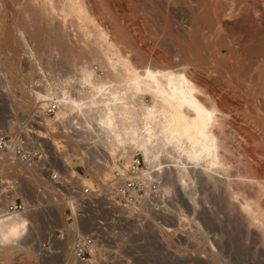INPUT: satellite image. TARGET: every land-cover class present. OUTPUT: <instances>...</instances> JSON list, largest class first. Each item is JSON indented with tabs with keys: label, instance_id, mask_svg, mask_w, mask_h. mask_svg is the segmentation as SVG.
Listing matches in <instances>:
<instances>
[{
	"label": "bare ground",
	"instance_id": "bare-ground-1",
	"mask_svg": "<svg viewBox=\"0 0 264 264\" xmlns=\"http://www.w3.org/2000/svg\"><path fill=\"white\" fill-rule=\"evenodd\" d=\"M6 1L0 0L2 7L7 5ZM8 2L11 11L14 7L16 12L15 14L11 12V15H16L12 21L16 41L13 46L17 47L15 50L25 54L26 50L31 48L36 54H41L40 57L44 56L41 57L42 59L39 57L38 60L42 61L40 64H45L40 66L50 69L47 73L53 72L55 70H51L53 67H60L56 68L60 73L63 67L69 72L67 75L62 72L61 75L65 76L59 77L60 73L58 75L55 71L54 74L57 72L58 78L53 73V77H50L57 84L59 82V86L55 84L58 87L45 88L42 92L38 91L34 94L32 92L33 96L30 95V98L33 97V100H30L40 102L44 108L50 102L58 105L59 109L55 111L56 122L50 124L49 129H54L57 125L59 127L68 125L65 127L67 130L65 139H68L66 140L68 143H71L69 139L71 136H78L77 140L80 138L81 141L89 142L86 143L92 146H90V151L104 149L105 152H103L110 158L122 155L132 160L131 158L135 155L129 151L141 153L147 168H141L133 176L139 177L146 184L155 178L158 180L156 172H161L162 165L168 162L174 166L178 180L182 182H180L181 186L186 190L189 183L192 182L193 185L198 180L197 176H195L196 181L194 178L191 180L189 174L197 172L199 174L197 183L200 182L201 186L208 185L213 193L216 192V195L221 194L228 217L236 215L240 221L239 225L244 226L246 241L250 238V229H254L257 242L260 246H264V100L257 98V95L260 97L261 94L264 99L263 87H259L263 90H259L260 94L257 92L258 83L264 82V68L260 65V68L256 67L255 71L259 73L262 71L256 82L252 79L253 74L252 78L249 77L252 79V81L249 80L252 82L251 85L257 83L255 85L257 91H254L253 87L254 90L252 89L250 96L249 92H245L248 89L243 90L246 85L247 88L249 85L246 84L242 88L238 75L227 70L223 65L225 60L222 64L221 49H219L223 47L230 51L233 48V45L228 42L227 45L225 44L226 34L224 35L223 28L230 26L229 29L233 31L238 29L237 34L232 31L234 49L237 48L240 52L247 49L248 52H246L249 53L247 60L250 64L258 61L263 63L264 55L259 54L262 51V38L264 37V14L260 12L261 10L253 9L251 13H248L249 11L245 13L246 10H243L245 14L242 13V0H22L21 3H16L20 6L13 4L12 1ZM258 8L260 9V6ZM140 9L144 14L140 12ZM144 10L154 14L146 15L147 12L145 13ZM147 23L150 24L151 29L153 28L152 31L148 32L150 28ZM202 24L204 27L205 25L209 27L214 24L219 25L218 28L215 27L217 29L215 44L219 48H216V51L212 50L211 52L215 51L214 54L210 55V58L207 57L209 63L211 61V73L209 67L205 69L199 62L187 60L188 57L183 55L182 47L186 44H182L179 39L181 36L183 40L186 39L192 43L197 34V27L203 26ZM146 25V30H148L144 32L142 29H145ZM72 27L74 30L71 29ZM41 30H44L43 38L39 37ZM170 31L175 33L176 36L172 35L174 38L170 36ZM165 43L169 45L167 47L169 51L172 49L169 54L173 57L166 56L168 51L164 50L165 55H163L164 51H157L160 45H165ZM248 44L250 47H247ZM186 49H188L187 46ZM34 70L37 71V69ZM38 73L35 74L38 76ZM244 75L242 79L246 78ZM66 85L69 87L66 88ZM27 103L24 102L25 106L21 108L29 109L33 106L28 108ZM244 105L245 107L247 105L248 111L245 110ZM42 118L46 119L45 116ZM230 128L235 129L234 133ZM236 132L239 138L237 142H234ZM58 144L56 141L53 144L55 149L58 148ZM77 157L79 158V155ZM90 157L88 155L80 157L82 163L87 164L86 167L91 173L90 179L82 180V177L77 175L70 166L67 167V173L79 178L86 185L100 178L98 174H94L98 177L93 178L92 173H96L101 168L104 173L105 161H102L96 154ZM7 159L0 158L1 171L5 173L10 171L16 178L30 186L35 196L39 193L48 195L44 201L46 204H37L32 209L25 207L22 212H9L7 209L9 204L5 199L4 203H1L0 259L12 264L15 251L13 252V248L6 246L20 245L30 225L40 222V213L43 209L58 211L62 203L59 199L58 201L53 199L57 195L56 191L55 196L52 195L54 189L49 182L43 181L38 176L34 171L36 169L25 167L19 162L11 163L10 159ZM188 164H191L193 168H188ZM157 169L159 171H156ZM103 173L99 172L100 175ZM105 176L110 175L105 173ZM159 177L162 176L159 175ZM37 186H42L44 190L38 192ZM159 188L161 189V186ZM170 189L164 184L162 191L167 194ZM40 194L36 198L41 199ZM189 199L191 204L197 207V201L193 197ZM66 206L74 209L73 202H67ZM169 209H171L170 206ZM58 215L60 221L58 220L56 225L60 227L64 235L62 244L70 249L71 240L76 234L66 223L64 214L58 213ZM174 221L176 222V219H173ZM95 255L94 258H97V254ZM72 256L75 258L74 253ZM94 258L91 261H94Z\"/></svg>",
	"mask_w": 264,
	"mask_h": 264
},
{
	"label": "rangeland",
	"instance_id": "rangeland-1",
	"mask_svg": "<svg viewBox=\"0 0 264 264\" xmlns=\"http://www.w3.org/2000/svg\"><path fill=\"white\" fill-rule=\"evenodd\" d=\"M7 1H10V2L12 1L13 4H16V3H21L22 0H20V1L17 0V2H16V0H7ZM7 1H6L7 5L6 6L4 5V7H2L3 5L0 3V7H2V8H0V136L6 135L10 139H13L16 137H25V138L30 137L31 138L30 142L33 143L31 145V147H36L38 145L41 146V149L44 150V154H47V156H49V158L51 160L50 163L52 165L53 170L58 171L60 173L65 172L67 175L72 177L71 173H67V167L70 166L71 169H73V171H75L77 173V175L82 177V180L87 179V178L90 179L91 177L89 175L91 173H89V170L86 167L87 164H85L86 162L82 163V159H80V157H84L87 155L90 157V156H94V154H96V156H98V155L102 156V154L103 155L105 154L104 149L101 151H99L100 149H98V150L95 149V150L90 151V148L92 146L90 144H88L89 142L86 141V142H88V143H86L85 140H82L83 141V143H82L81 139L79 138L77 140L78 136L75 137V135L71 136L70 138L68 137L69 139H71V141H70L71 143H68V141H66L68 139H65V138H67V130H65L66 129L65 127H68V125L67 126L66 125L61 126V127H59L57 125L58 128L56 127L54 129H49V127H50L49 125L56 122L55 114L53 116L46 117L47 121H46V119L42 118L41 126L37 127L35 125V124L40 125V123H38V122H40V120H38L36 118V116H37L38 110L40 109V107H43V105L38 101H32L33 97L32 98H30V97L33 95H31V94H32V92H33V94H34V92H38V91L42 92V90L45 88L58 87L59 82L57 84L56 82L53 81V79H51L50 76L53 77L54 72L55 71L58 72V70H59V69L57 70L56 68H60V67H55V68L53 67V69H51V70H54V69L55 70L53 72L49 71L51 73L49 75L48 74L49 72L47 73V71L50 69L46 68V66L43 68V66L45 64L44 65L40 64V63H42V61L38 60L40 57L39 55H41V54H36L35 51L32 50L31 48L26 50L27 52H25V54H24V52H23V54H21L22 53L21 51L15 50L17 47L13 46L14 43L16 44V41L14 39V37H15L14 32H13V28H14L13 26L14 25H12L13 24L12 21L16 17V15H13L16 12L14 11L15 10L14 7L12 9L13 12L11 11V6H10L11 4L9 5L10 7H8L9 2L7 3ZM250 2H251V4H249ZM256 4H258V5H256ZM260 4L264 6V1L263 0H260V1L242 0L241 12L244 13V11L246 10L245 13H247L248 11H249L248 13H251L254 9L256 11L261 10L260 12L261 13L263 12V14H264V7L261 6ZM140 5H141V3H140ZM17 6H20V4H18ZM247 6H249V7H247ZM258 6H260V9L258 8ZM256 7H257V9H256ZM11 12L13 13L12 15H11ZM140 12L142 13L141 9H140ZM141 13H139V14L140 15L144 14V13H142V14ZM145 13H146V15H148L149 13H151L152 15L154 14L153 12H148V11H145ZM142 16H144V15H142ZM250 16H252V14H250ZM130 24H128V25L130 27H132ZM147 24H149V23H147ZM118 26H120V25H118ZM148 26L151 29L150 24ZM218 26L219 25H217V24H214V26H212V28H210L209 26H206V25H205V27H204V25L201 27L198 26L197 32H196L197 34L195 35V37H194L195 39L192 41V43H190L189 41H186V39L183 40V38H181V36H180V38H179V36H177V38H179L181 40L182 44L183 43L186 44V45H182V47H183V50L185 51V52L183 51V55H186V57H188L187 60H191L192 62L194 61L196 63L199 62L205 69H207L209 67L210 73L212 72L211 71L212 65H211V61L209 63L208 58H210V55L214 54V52L216 51V48H219V46H217L215 44L216 43V32L215 31L217 30L216 28H218ZM141 27H143V25ZM146 27H147V25L144 27L145 29L141 28L142 31L146 30ZM202 27H204V29ZM229 27L223 28L225 30L224 35L226 34L225 35V41H226L225 44L227 45V42H228L230 45H233V48L231 49L232 51L231 50L229 51V50H227V48H223V47L219 48V49H221L220 59L222 61V64L224 62L223 60H225L223 65L227 68V70H230V71L234 72L236 75H238V78H239V81H240L242 88L246 84L249 85L248 88L246 85V87L243 88V90L245 91L246 89H248L245 92L246 93L249 92V95L251 96V94H252L251 91H252V89L254 90V88L256 87L255 85H257V83H253L254 84V85L252 84L253 86L250 83H252L251 82L252 79H255V82H256V79L262 74V71H261V73H259L258 71H255L256 67L257 66L259 67V65H260L261 68H264V64H263L264 62L262 63V61H258L255 64H252V63L250 64V62L247 60L248 59L247 55L249 54V53H247L248 52L247 49L243 52L242 51L240 52L237 48L234 49V45H235L234 44L235 42L233 41L234 33L236 32V34H237L238 29L237 30L235 29V31H233V30H231V28L229 29ZM71 29L74 30L73 27ZM71 29H70V31H71ZM150 29L149 30L147 29L148 32L152 31L153 28L151 30ZM227 30H229V31H227ZM198 31L200 34L198 33ZM43 32H44V30H41L39 32L40 38H43V35H44ZM72 33L74 34V32H72ZM169 34L171 37H173L175 35V33H173L172 31H170ZM231 36H233V37H231ZM177 38H175V39H177ZM196 38H197V40H196ZM185 41L189 42L190 44L189 43L187 44ZM262 41H261L262 42V47H261L262 49L261 50L263 52L260 50L261 52L259 54L264 55V50H263L264 49V44H263L264 43V37L262 38ZM193 42L195 44L199 43L200 45L198 44V46H197V44L195 45ZM211 44H213V45H211ZM214 44L216 45L215 47H214ZM165 45H166V47H165ZM165 45L164 44L160 45V48H158L159 50L157 49V51H160V50H161V52H163L164 50L166 52L168 51V53H167L168 55L166 54L165 51H164L165 53H163V55L166 54V56L168 57V56H170L169 53L171 52L172 49L169 48V49H171L169 51L167 48L169 45L167 43H165ZM209 45H211V46H209ZM186 46L188 49H186ZM207 46L210 48H208ZM248 46L250 47V44H248L247 47ZM214 49H215V51L211 52ZM13 51L14 52L16 51L18 53L17 54H16V52L13 53ZM238 51L240 52V54ZM161 52H159V53H161ZM173 55H175V54H173ZM205 55H206V57H205ZM166 56H164V57H166ZM41 57H44V56H41ZM41 57H40V59H42ZM46 57H47V55H46ZM170 57H173V56L171 55ZM24 58H26V59H24ZM54 58H56V57H54ZM234 61H236V62H234ZM248 62H249V64L247 65ZM34 65H36V66H34ZM40 65H43V66H40ZM34 69H37V71ZM61 69H62V67H61ZM64 69L65 68L63 67L61 73L63 72L66 75L69 74V72H67L68 69L67 68H66L67 70L66 69L64 70ZM252 69L254 70L253 72H252ZM32 70H33V72H32ZM63 70L66 72H64ZM261 70H263V69H261ZM6 71H7V73H6ZM34 72L36 74L38 72H40V74L38 73V76H37ZM241 72H244V73H241ZM248 72H249V75H248ZM4 73H5V75H4ZM56 73L54 74L55 77L57 74L59 75L60 72H58L57 74ZM61 73H60L59 77H62L63 74L61 75ZM252 74H253L254 78H252L253 77ZM58 75H57V78H58ZM242 75H244V77L246 76V78L242 79L243 78ZM255 75H257V76H255ZM63 76H65V75H63ZM249 77L252 79H249ZM243 80L245 82H247L249 80H251V81H249L248 83H245ZM55 84L58 86H56ZM263 84H264V82L258 83L257 88L263 87V89H264ZM68 87L69 86L66 85V88H68ZM249 87H250V89H249ZM257 90L255 88L254 91H257L260 94L261 92H259V90H261V89L259 88ZM254 91H253V93H254ZM261 91H263V90H261ZM26 96H27V98H26ZM260 97H261V99H260ZM260 97H259V95H257V98H259L258 100L263 101L264 99H262L261 94H260ZM24 99H25V101H24ZM30 99H32V100H30ZM26 100H28V101L30 100V101L28 102ZM31 101H32V104H30ZM24 102L25 103L28 102L26 104V105H28V108H29V106L31 107V105H33V106L29 109H23V108H21V106H25ZM38 103H40V105ZM244 107H245V105H244ZM245 108H246L245 110L248 111L247 105ZM46 122H48V123H46ZM47 124H48V126H47ZM61 130L63 132L66 131L65 132L66 134L63 133ZM230 130H231V128H230ZM28 131H33L34 136H31V134L28 133ZM233 131H235V129L231 130L232 133H234ZM61 134H63V135L61 136ZM69 135L70 134H68V136ZM54 136H55V138H54ZM56 136H57V138H56ZM42 137H47V138L43 139ZM238 138L239 137H238L237 132H236V138H235L236 140L233 138V141L237 142ZM55 141L57 142V144L59 143L57 146L58 147L57 149H55V146H53ZM79 141H81V142H79ZM68 144L70 146H68ZM73 145H76V146H73ZM82 146H84V147L82 148ZM82 149H84V150H82ZM75 150H76V152H75ZM129 152L132 155L138 156V158L143 161V168L142 169L147 168L145 165L144 157H143V155H141V153L132 152V151H129ZM80 154H82V156ZM78 155H79V158L77 157ZM1 157L7 159V156L3 155L2 153H0V158ZM77 158H78V161H77ZM8 159H10L9 161L11 163H13V160L11 158L8 157ZM14 162H16V161H14ZM84 164H85V166H84ZM42 166H43L42 161L39 160V166L37 168H35L36 170H34V171H36L38 176L43 181L50 183L49 185L54 189V191L52 190V195L55 193V191H56L55 194H57L56 196L54 194L56 199L54 196H52V197H54L53 199L56 201H58V199H59V202L62 203V207L60 206L58 211L57 210L50 211L47 209H43V211H45L46 213L43 211H42L43 213L42 212L40 213L41 219L39 218V221H40V222H38L39 224L37 223V224H31L30 225L28 232H27L28 234L27 233L25 234V237L23 238L21 244L20 245H8L6 247H8L10 249L13 248L12 251L13 252L15 251L14 257H13V260H14L13 262L15 264H20V263L21 264H25V263L26 264H80L76 261L75 258H73L72 248L67 249L63 246L62 242L64 239V235L61 232L60 227L58 225H56L60 221L59 220L60 217H59L58 213H60V214L62 213V215L64 214L63 217L66 220V223L69 226H71V221H67V219L71 217V213H70L71 208L66 206L67 202L60 195L57 188L50 182V180L48 179L46 174H44L42 172V170H41ZM170 166H172V168ZM173 167L174 166L171 163L169 164V162H168V163H164L162 165L163 170L161 168L160 169V171L162 170L161 172H156V171H159L158 169L155 171L156 174L158 173L157 174L158 178L159 179L161 178L160 180L159 179L157 180L155 178V180L160 184L159 187L161 186V189L159 188L158 196L163 197V198L162 197L160 198L163 201V204L160 203V206H163V214H164V220L161 222V224H159V221L157 220V218L155 216H153V213L151 214V212H152L151 208H153V207L150 205L147 206L142 211L143 212L142 214L146 215L148 217L147 220L149 221V223L145 227H141L140 229L138 227L134 228L132 231L133 237H134V234L136 235L134 238H132V239L130 238V239H126V240H116L114 244L105 247L100 252H97V258H94V257H96V255L94 257H89V259H88L89 261H85L84 264H215V263L216 264H218V263L219 264H234V263L235 264H264V246H260L259 243L257 242V240L254 236V234H255L254 229L253 230L250 229V232H251L249 235L250 238H248L246 241V239H245L246 233H244V232H246V230H245L244 226H242V224L239 225L240 221H238V218L236 217V215H234V217L229 215V217H231V218L228 217V214H227L228 212L226 209H224L225 207H224L223 202H222L221 194L217 193V195H216V192L213 193L211 188L208 185H207L208 187L206 185L201 186V184H199L200 182L197 183L199 180V177H198L199 174L197 172L193 173L191 171L190 172L192 174L191 173L189 174L192 178L191 180H193V178H194V180L196 181L197 179L195 176H197L198 180L193 185H192L191 181H190L191 183H189V181H187L189 183V186L186 187L187 188V190H186L184 187L181 186L182 182L178 180V177H177ZM187 167L193 168L191 164H188ZM164 168H166L165 169L166 171H164ZM103 169H104V167H103ZM169 169L172 170V172ZM101 171H102V168H101V170L97 171L96 173L95 172L92 173V175L94 176L93 178H95V176L98 177L97 175H94V174H98L99 177L101 178L102 174L101 175L99 174V172L103 173V171L102 172ZM167 171H169V172H167ZM2 172L3 171L0 170V205H2L1 203H4V199H5V201L7 200L8 202L9 201H16L17 205L24 206V207H26V209H32L37 204H46V203H44V201L48 197L47 194L44 195V194L39 193L41 199H38V198H36V196L39 194H37L35 196L31 192L30 186L25 184L22 180L16 178V176L14 174L10 173V171L6 172V173L9 172L8 174L3 172L4 173L3 175H2ZM104 172H105V170H104ZM159 175L162 177H159ZM176 177H177V179H176ZM100 178L94 179L92 184H97L98 181L100 180ZM97 179H98V181H97ZM172 179H173V181H172ZM92 184L89 183L90 186ZM164 184L167 185V187H169V189L172 187L169 190L170 192L167 194L162 191ZM205 186H206V188H205ZM11 190H12V192H11ZM36 190L38 192H41L44 189L42 188V186H37ZM144 193H145V195L150 194V192L149 193L147 192V189H145ZM189 194L191 195L190 197H193L197 201V207H194L193 204H191V201L189 199L190 197L188 196ZM192 194H193V196H192ZM218 196L220 197L221 200L219 199ZM188 199H189V201H188ZM186 201H187V203H186ZM64 202H66V203H64ZM215 203H216L217 207L215 206ZM188 204H191V205L186 206ZM199 204H200V206H199ZM180 205H182V206H180ZM169 206L171 209H169ZM192 206H193V208H191ZM181 209H182V211H181ZM189 209H191V211ZM47 211H50V212H47ZM182 212L185 214H183ZM181 217H183V218H181ZM179 218H180V220H179ZM173 219L174 220L176 219L177 223L175 221L173 222ZM224 219H225V221H224ZM177 220H179L180 222ZM211 224H213V225H211ZM234 225H235V228H234ZM184 226H185V228H184ZM160 229L161 230L164 229V230L160 231ZM199 230H201V231H199ZM235 231H236V233H235ZM218 232H219V234H218ZM251 238H252V240H251ZM253 238L255 241L253 240ZM71 242H72V240H71ZM235 242H237V244ZM253 242H254V244H253ZM71 246H72V243H70V247ZM249 248H250V250H249ZM260 253H261V255H260ZM28 256H29V258H28ZM31 257H32V259H31ZM93 258H94V261H91V260H93ZM222 261H223V263H222ZM14 263H12V264H14ZM0 264H9V263H7L5 260L0 259ZM81 264H83V263H81Z\"/></svg>",
	"mask_w": 264,
	"mask_h": 264
},
{
	"label": "built area",
	"instance_id": "built-area-1",
	"mask_svg": "<svg viewBox=\"0 0 264 264\" xmlns=\"http://www.w3.org/2000/svg\"><path fill=\"white\" fill-rule=\"evenodd\" d=\"M57 110L58 106L53 102L45 108L40 107L36 116L40 125H35L41 126L42 116H53ZM28 133L34 136L33 131ZM30 140V137L10 139L2 135L0 153L32 169L37 168L41 160L42 172L66 202L74 203V209H70L71 217L67 221H71L70 228L76 234L71 248L78 263L89 261V257H94L116 240L134 238L136 235L133 237V229H140L149 223L148 217L142 214L147 206L153 207L151 214L159 224L164 220L163 206H160L163 201L158 196L160 184L155 179L146 184L139 177L133 176L143 168V161L138 156L130 160L122 155L114 158L100 155V159L105 161V172L97 184L90 186L83 184L79 178L53 170L49 156L44 154L41 146L31 147L33 143ZM105 173L110 176L106 177ZM145 189L150 195H145ZM7 203L9 212H22L25 209L17 205L16 201Z\"/></svg>",
	"mask_w": 264,
	"mask_h": 264
}]
</instances>
